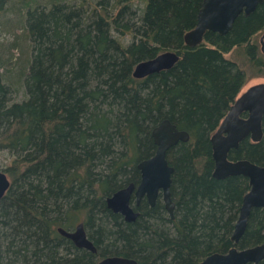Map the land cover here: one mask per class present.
Listing matches in <instances>:
<instances>
[{
	"label": "trees",
	"instance_id": "16d2710c",
	"mask_svg": "<svg viewBox=\"0 0 264 264\" xmlns=\"http://www.w3.org/2000/svg\"><path fill=\"white\" fill-rule=\"evenodd\" d=\"M8 1L0 0V13ZM135 1L19 4L26 6L22 34L8 50L19 47L16 64L23 63L15 74L0 71V150L10 154L1 170L10 184L0 199V264H96L106 255L190 264L264 241V210L257 208L239 241H231L247 179L211 176L208 139L242 86L264 76L255 42L264 31V0L239 14L226 34L206 31L192 47L183 34L194 26L201 0H141L133 8ZM165 50L179 53L171 68L131 76L134 63ZM231 51L243 59L227 57ZM19 86L22 98L11 101L10 90ZM161 119L188 134L166 152L173 218L161 203L144 202L140 216L125 222L104 198L137 182L134 165L153 153L150 130ZM261 128L258 142L243 139L228 159L264 166V114ZM77 222L96 254L56 231Z\"/></svg>",
	"mask_w": 264,
	"mask_h": 264
},
{
	"label": "water",
	"instance_id": "95a60500",
	"mask_svg": "<svg viewBox=\"0 0 264 264\" xmlns=\"http://www.w3.org/2000/svg\"><path fill=\"white\" fill-rule=\"evenodd\" d=\"M263 0H201L194 26L183 34L186 46L192 47L201 42L206 31L224 35L230 31L234 20L239 14L248 15L253 12ZM264 32L259 37L260 52L264 55ZM179 59L176 50H165L155 56L140 60L132 66L131 76L142 79L153 73L171 68ZM246 112L245 117H240ZM264 114V81L248 86L237 94L229 105L227 112L219 121L215 131L209 136L211 159L213 163L212 177L243 176L247 179L248 189L242 195L237 217L233 223L230 239L237 243L244 233L250 211L253 208L264 209V166L246 159L229 160L227 154L237 149L239 143L248 138L256 143L262 136L261 119ZM154 145L153 153L135 163L139 179L135 186L133 182L116 189L104 198L107 209L119 214L124 221H133L138 213L129 205L130 195L136 201L144 195L149 205L154 204L155 197L160 192L163 207L169 218H173V202L170 198V176L172 166L167 163L166 152L178 142H186L188 134L178 130L167 119H161L150 130ZM10 184L7 175L0 171V199ZM61 236L69 239L76 248L95 252V246L86 237L84 224L77 222L71 230L57 227ZM264 260V241L237 248L232 246L225 252H211L200 260L190 264H258ZM96 264H135L131 258L110 255L101 258Z\"/></svg>",
	"mask_w": 264,
	"mask_h": 264
},
{
	"label": "rangeland",
	"instance_id": "374dc122",
	"mask_svg": "<svg viewBox=\"0 0 264 264\" xmlns=\"http://www.w3.org/2000/svg\"><path fill=\"white\" fill-rule=\"evenodd\" d=\"M26 0H24L25 3ZM37 2H41V4L44 2V0H36ZM22 3V0H9L4 5V12L0 13V71L4 69V71L10 70L9 74H12L18 70L19 66L23 63L22 58L20 59L18 66L17 61L21 57L19 47L16 49L8 50V46L11 42H19L18 36L22 34V25L23 21L20 20L21 14L24 13V10L26 8L25 4L23 3L22 6L19 7V4ZM21 5V4H20ZM141 8L142 2L141 0H136L133 2V8ZM19 8V9H17ZM19 19V20H18ZM264 32V31H263ZM259 36L255 37V42L257 43L259 47ZM123 43H129L130 37L125 36L121 39ZM264 42V39H263ZM260 50V48H259ZM11 54V55H10ZM264 59V55L260 53ZM232 55V56H231ZM227 57H235L237 61H241L243 58L242 56L237 54V51H231L227 55ZM17 67V68H16ZM249 72V71H248ZM264 76L261 77H254L249 79L240 89V92L244 91L248 86L257 83V82H263ZM23 90L18 87V92L15 93V91H11L8 94V97L11 101H17L22 98ZM10 159V154L6 151L0 150V171L4 168L5 164ZM71 228V227H70Z\"/></svg>",
	"mask_w": 264,
	"mask_h": 264
},
{
	"label": "flooded vegetation",
	"instance_id": "af4514ba",
	"mask_svg": "<svg viewBox=\"0 0 264 264\" xmlns=\"http://www.w3.org/2000/svg\"><path fill=\"white\" fill-rule=\"evenodd\" d=\"M239 116L240 117H245L246 116V112H241L240 114H239ZM216 129V128H215ZM215 131V130H214ZM213 131V132H214ZM212 132V133H213ZM211 133V134H212ZM210 134V135H211ZM209 135V136H210ZM209 139V138H208ZM246 139H248V138H246ZM249 140V139H248ZM250 141V140H249ZM229 153V152H228ZM227 158H228V154H227ZM212 160V159H211ZM230 160V159H229ZM135 166V165H134ZM136 169V168H135ZM136 171H137V169H136ZM212 171H213V163H212ZM212 171H211V176H212ZM215 178H217V177H215ZM219 178H221V177H219ZM138 179H139V173H138V171H137V182H138ZM137 182L136 183H134V185L136 186L137 185ZM248 189V188H247ZM247 191V190H246ZM245 191V192H246ZM170 192V191H169ZM244 192V193H245ZM170 198H171V201L173 202V210H172V215H173V213H174V211H175V203H174V201H173V199H172V197H171V195H170ZM144 202H146V204H147V206L148 207H153L156 203H161L162 204V207H163V203H162V200H161V195H160V192H158L157 193V195H156V197H155V200H154V204L153 205H149L148 203H147V200H146V198H145V196L144 195H142L137 201H136V198L134 197V195L133 194H131L130 195V198H129V205H130V207L133 209V211H135L136 213H138V215H137V217H139L140 216V214H141V212L143 211V209H142V204L144 203ZM253 209H255V208H253ZM257 209H261V210H264V209H262V208H257ZM163 210H164V212H165V214L167 215V217L169 218V216H168V214H167V212L165 211V209H164V207H163ZM251 212V211H250ZM238 213V212H237ZM119 215V214H118ZM137 217L133 220V221H131V222H134L136 219H137ZM237 217V216H236ZM122 218V217H121ZM170 219H172V218H170ZM122 220H123V218H122ZM124 221V220H123ZM126 222V221H125ZM72 228H68V229H66V230H71ZM85 234H86V237L92 242V244L94 245V243H93V241L88 237V235H87V233H86V230H85ZM63 237V236H62ZM63 238H65V237H63ZM65 239H67V238H65ZM67 240H69V239H67ZM70 241V240H69ZM71 242V241H70ZM72 244V243H71ZM73 245V244H72ZM74 246V245H73ZM95 246V245H94ZM75 247V246H74ZM76 248V247H75ZM78 250H84V249H82V248H77ZM84 251H86V250H84ZM86 252H89V251H86ZM96 252H97V250H96V246H95V252H89V253H91V254H96ZM106 256H110V255H106ZM106 256H103V257H106ZM119 256V255H118ZM103 257H98V258H96V260L97 261H99L101 258H103ZM124 257V256H123ZM97 261H96V263H97Z\"/></svg>",
	"mask_w": 264,
	"mask_h": 264
}]
</instances>
